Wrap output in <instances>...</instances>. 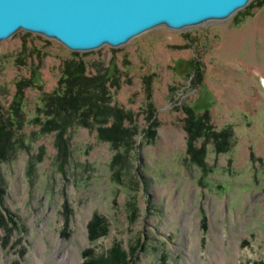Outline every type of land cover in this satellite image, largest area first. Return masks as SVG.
<instances>
[{
    "label": "rangeland",
    "instance_id": "1",
    "mask_svg": "<svg viewBox=\"0 0 264 264\" xmlns=\"http://www.w3.org/2000/svg\"><path fill=\"white\" fill-rule=\"evenodd\" d=\"M66 60L88 73L116 68L109 96L132 111L128 147L99 138L96 123L72 122L63 156L40 128L43 94ZM184 104L229 130L224 150L193 141L205 143L202 166L186 151ZM0 115L21 139L0 161V264H81L87 250L113 244L126 254L121 264H264V0L90 49L18 28L0 39ZM93 214L105 231L90 240Z\"/></svg>",
    "mask_w": 264,
    "mask_h": 264
},
{
    "label": "trees",
    "instance_id": "2",
    "mask_svg": "<svg viewBox=\"0 0 264 264\" xmlns=\"http://www.w3.org/2000/svg\"><path fill=\"white\" fill-rule=\"evenodd\" d=\"M62 74L57 79V86L42 97L41 111L44 118H35L40 128L45 132H54V144L59 153H66V128L72 122L82 125L96 123L95 131L99 138L119 145L129 146V141L136 133L133 124L132 111L110 102L109 87L116 88L119 85V76L116 68L105 65L88 73L82 61L66 60L63 63ZM29 79L16 81L14 101L11 107L18 104L23 95L24 87ZM18 106V105H17ZM16 106V107H17ZM40 109V108H39ZM183 128L186 131V151L198 164L203 165L204 142L197 147L193 141L197 137L210 138L216 150H224L227 147L229 130L221 128L215 130L208 122V111H198L191 105H183ZM150 118L153 113L149 110ZM20 123V119L16 120ZM14 120L2 119L0 115V161L5 158L10 150L17 148L15 141L20 143L19 136L11 137ZM18 127V126H16ZM18 129V128H17ZM15 132V131H14ZM20 133V132H19ZM145 133L149 137L154 136V124L149 122L145 127ZM21 134V133H20ZM12 138V139H11ZM121 157V153L113 156V162ZM104 218L93 214L87 223V236L90 240L98 237L105 231ZM81 264H121L126 254L118 246L113 244L107 251L99 254H91L90 250L83 253Z\"/></svg>",
    "mask_w": 264,
    "mask_h": 264
},
{
    "label": "water",
    "instance_id": "3",
    "mask_svg": "<svg viewBox=\"0 0 264 264\" xmlns=\"http://www.w3.org/2000/svg\"><path fill=\"white\" fill-rule=\"evenodd\" d=\"M248 0H0V39L18 28L71 49L117 45L157 24L222 18Z\"/></svg>",
    "mask_w": 264,
    "mask_h": 264
}]
</instances>
